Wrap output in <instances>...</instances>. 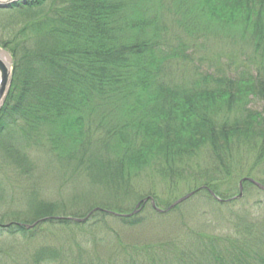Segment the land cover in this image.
<instances>
[{
	"label": "trees",
	"instance_id": "1",
	"mask_svg": "<svg viewBox=\"0 0 264 264\" xmlns=\"http://www.w3.org/2000/svg\"><path fill=\"white\" fill-rule=\"evenodd\" d=\"M45 1L13 5L9 11L23 10L33 18L20 27H2L11 34L7 41L0 38V47L11 56L13 70L0 108V150L18 181H28L35 168L30 158L44 155L41 148L48 143L59 162L67 159L84 168H68L73 177L100 190L91 195L95 205L90 196L80 203L82 211L61 210L82 218L101 208L83 224L104 226L81 238L97 258H85V246L76 243L66 249L73 254L71 264H264V192L246 181L244 200L224 202L238 194L243 178L264 188V0H171L185 16L196 18V25L217 20L226 28L243 26L260 65L257 72L246 68L234 78L202 72V62L211 64L203 61L209 51L201 45L206 55L197 62L189 54L198 46L194 36L175 47L160 38V27L147 14L161 0H62L48 15L34 17L33 10ZM188 61L191 72L177 82L173 68ZM254 100L262 103L260 110L249 107ZM78 151L82 155L74 158ZM2 188L0 182V193ZM192 192L184 206L205 204L207 224L229 231L192 230L185 246L180 238L166 247L131 245L117 232L108 239L109 219L122 228L138 227L146 206L159 219L169 217L183 206L171 205ZM145 198L164 212L143 203ZM22 201L36 218L45 215L37 221L51 214L31 191ZM138 204L139 214L119 217ZM0 216L6 215L0 211ZM0 223L1 232L27 239L36 230L19 225L30 224L26 221ZM59 224L84 227L69 220ZM108 243L110 252L102 256L99 250ZM57 255L46 247L32 260L51 262Z\"/></svg>",
	"mask_w": 264,
	"mask_h": 264
},
{
	"label": "rangeland",
	"instance_id": "2",
	"mask_svg": "<svg viewBox=\"0 0 264 264\" xmlns=\"http://www.w3.org/2000/svg\"><path fill=\"white\" fill-rule=\"evenodd\" d=\"M148 2L153 1L150 0ZM192 2L193 0H191V4H194ZM61 4L62 0H46L40 8L33 10V15L37 18L45 14L48 15L57 5L60 6ZM155 16L156 19H154ZM147 17L160 27V38L165 37V39L168 40L167 44L173 47L177 46L181 40L192 38L191 35L194 36L197 39L198 46L190 50L189 54H191L197 62L206 55L201 45L206 46L209 55L206 56L203 61H209L211 64L207 62L199 63L202 72L216 76L225 75L229 78L239 76L246 68L250 72H257V67L260 65V57H258V55H253L250 47L252 40L247 32H243L242 25L236 24L230 26V28H226L222 27V25H220L221 23L217 20L213 23H205L200 19L199 24L196 25V18H188L185 16L184 11L174 7L171 0H161L159 3H156L148 12ZM31 18L33 17H29L23 10L17 12L16 10L9 11L8 9H0V38H2L3 41H7L11 36L9 31L2 29V27L5 26L3 24L8 26L9 23H13L16 25L15 27H20ZM202 18L203 17H201V19ZM252 19V17H249V21L246 23L247 26L252 24ZM1 50H3V48L0 47V51ZM219 55L221 59L217 62V56ZM8 62L12 63L9 60ZM192 62L195 63V61ZM178 64L179 66L173 68V78L177 82H184L188 73L191 72L189 68L192 64L190 61ZM261 106L262 103H259L257 100L251 101L249 105L251 109L255 110H260ZM41 151L44 155L37 153L34 154V158H30L35 164L32 179L28 181H18L16 169L7 167V163H4L5 159L3 160V158H1L2 154L0 150V182L3 186V191L0 193V211L6 215L4 218L0 216V220L3 221V225L17 220L26 221L30 222V224L24 223L25 226H23V228L25 230L36 229L32 237L28 239L19 234L9 235L3 233L1 229V264H35L32 260L33 254L38 252L41 248L46 247L55 248L58 250V255L51 262L46 261L39 264H59V262L60 264H71L72 262L70 260L73 254H71L70 251H66V249L74 246L76 243L81 244L82 249L83 246H85V258H88V260H95L97 255L93 248L90 244L82 241L81 238L83 237L82 233L85 232L86 237L89 230L96 231L104 226L100 225V223L96 224L95 221L88 224L86 223L87 225L83 224L87 222L92 214L100 211L101 208H93L82 218L64 216L61 210L67 208V210L80 209L82 211L83 209L80 203L85 200L86 197L89 199L91 195H97V192H100V190L90 188L87 181L81 176L75 178V175V177H73L71 170L68 168L78 167L76 162H68L67 159L59 162L58 159H55L54 152L48 147V143H46L45 149L41 148ZM82 153L83 152L78 151L72 156L74 158H79ZM90 155H92V153H90ZM80 170L84 171V168H80ZM25 191H31L41 202L46 203V212L51 214L46 215L44 220L37 221L36 219L38 217L41 218L45 215L38 213L37 215L40 216L36 218V216H34V211H30L26 203H23L22 200ZM158 193L160 195L162 194L161 191ZM91 200L92 204L95 205L93 197ZM253 200V204H255V198ZM189 201L190 200L186 202ZM186 202L182 203L183 206L180 211L172 214V216L161 217L160 219L151 211L149 206H146L139 215V218H142L143 222L138 227L132 229L122 228L123 226L121 224L112 222V219H109L105 224L106 228H108V239H111L113 232H117L124 242L131 245H146L152 247L153 245H157L166 247L180 238V242H184V245H182L185 246L188 243L192 230L203 233H214L215 235H221L224 234L225 231H229V229L227 230V226L223 225L226 230H222L220 229L222 227H218L215 223L214 225L217 227L213 229L210 225L211 221L209 222L210 228L208 227L209 225L202 213V210L206 207L205 204H193L192 210L196 211L194 213L196 217H193L194 214L191 215V205L184 206L187 204ZM35 208L37 211L39 210V207L35 206ZM52 210L56 211L51 212ZM257 210V206L253 208V212H257ZM66 220L83 224V229H80L82 232L75 227L59 224ZM49 221L56 224L51 225ZM183 235H186V237H183ZM182 238H185V241H183ZM109 250L110 245L108 243L99 251L102 256H108Z\"/></svg>",
	"mask_w": 264,
	"mask_h": 264
},
{
	"label": "water",
	"instance_id": "3",
	"mask_svg": "<svg viewBox=\"0 0 264 264\" xmlns=\"http://www.w3.org/2000/svg\"><path fill=\"white\" fill-rule=\"evenodd\" d=\"M26 0H0V8H7L12 6L13 4L16 5V3H24ZM9 58V57H8ZM10 60V58H9ZM11 68L8 67L7 64H5L1 59H0V105L4 100V97L6 95V92L8 90V87L10 85V80H11ZM242 181H250L252 182L255 186H257L259 189L264 191L263 186H261L260 184H258L257 182H254L251 179H243ZM242 181L239 184V188H240V193L237 197H235L234 199L240 198L242 196V192H241V188H242ZM194 194V192L187 194L186 196H184L183 198H180L179 200H177L175 203H173L170 207V209H172L173 207H175L178 204H182V202H184L185 200H187L188 198H190L192 195ZM148 200H150L152 207L160 213H163L164 211L156 208L155 203L153 200H151L150 198L145 199L143 202L146 203ZM137 207H139V204L137 205ZM139 212V210H134L131 214L128 215H119L122 217H129L132 216L134 214H137ZM114 215H118V214H114Z\"/></svg>",
	"mask_w": 264,
	"mask_h": 264
},
{
	"label": "bare ground",
	"instance_id": "4",
	"mask_svg": "<svg viewBox=\"0 0 264 264\" xmlns=\"http://www.w3.org/2000/svg\"><path fill=\"white\" fill-rule=\"evenodd\" d=\"M0 59L5 63V64H7V59H6V57H5V55L0 51ZM239 195V193L236 195V196H234L233 198H231V200L228 202V203H231L232 201H237V200H244V198H243V195L240 197V198H237V199H234L235 197H237Z\"/></svg>",
	"mask_w": 264,
	"mask_h": 264
}]
</instances>
